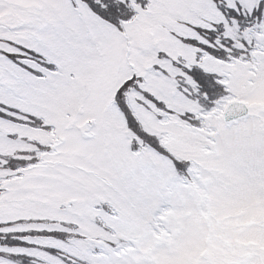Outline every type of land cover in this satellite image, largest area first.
Here are the masks:
<instances>
[{"label":"snow or ice","instance_id":"6c2138e0","mask_svg":"<svg viewBox=\"0 0 264 264\" xmlns=\"http://www.w3.org/2000/svg\"><path fill=\"white\" fill-rule=\"evenodd\" d=\"M0 264H264V0H0Z\"/></svg>","mask_w":264,"mask_h":264}]
</instances>
